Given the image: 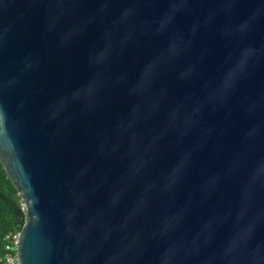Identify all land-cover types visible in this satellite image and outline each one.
Instances as JSON below:
<instances>
[{
	"label": "water",
	"instance_id": "obj_1",
	"mask_svg": "<svg viewBox=\"0 0 264 264\" xmlns=\"http://www.w3.org/2000/svg\"><path fill=\"white\" fill-rule=\"evenodd\" d=\"M0 160L18 264H264V0H0Z\"/></svg>",
	"mask_w": 264,
	"mask_h": 264
},
{
	"label": "trees",
	"instance_id": "obj_2",
	"mask_svg": "<svg viewBox=\"0 0 264 264\" xmlns=\"http://www.w3.org/2000/svg\"><path fill=\"white\" fill-rule=\"evenodd\" d=\"M25 222L24 201L0 160V264H7L9 237L20 233Z\"/></svg>",
	"mask_w": 264,
	"mask_h": 264
},
{
	"label": "built area",
	"instance_id": "obj_3",
	"mask_svg": "<svg viewBox=\"0 0 264 264\" xmlns=\"http://www.w3.org/2000/svg\"><path fill=\"white\" fill-rule=\"evenodd\" d=\"M19 244V233L9 237V244L7 246L8 250L11 251L7 257V264H18V256H17V247Z\"/></svg>",
	"mask_w": 264,
	"mask_h": 264
}]
</instances>
